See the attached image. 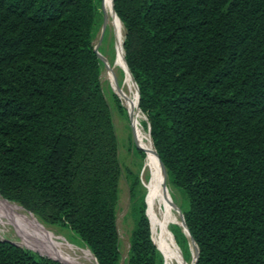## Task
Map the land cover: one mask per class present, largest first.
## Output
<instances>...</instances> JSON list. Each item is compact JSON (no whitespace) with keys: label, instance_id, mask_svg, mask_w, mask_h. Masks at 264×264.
Returning <instances> with one entry per match:
<instances>
[{"label":"trees","instance_id":"trees-1","mask_svg":"<svg viewBox=\"0 0 264 264\" xmlns=\"http://www.w3.org/2000/svg\"><path fill=\"white\" fill-rule=\"evenodd\" d=\"M100 5L0 0V195L71 230L98 264H120L111 101L125 108L101 81ZM113 5L135 104L167 182L183 194L196 264H264V0ZM134 189L126 264H163L146 192ZM168 224L188 259L187 235ZM0 264L64 263L0 240Z\"/></svg>","mask_w":264,"mask_h":264},{"label":"bare ground","instance_id":"bare-ground-1","mask_svg":"<svg viewBox=\"0 0 264 264\" xmlns=\"http://www.w3.org/2000/svg\"><path fill=\"white\" fill-rule=\"evenodd\" d=\"M103 6L105 23L110 20L117 34L118 51L116 64L120 68L123 65L125 74L124 84L127 90L120 88L115 84L111 71L108 73V78L112 83V88L122 98L125 107L131 114L136 130L137 142L146 152L145 160L140 172V178L149 191L147 213L150 218L152 236L163 252L165 264H185L174 237L167 226L165 215L166 212H168L180 224L183 223L182 216L168 207V189L163 184L160 171L155 164V151L150 135L142 126L141 116L136 111L134 100L135 85L123 62L122 24L111 10V0H103ZM100 39L101 37L95 41L96 43L94 42V46L98 47ZM105 61L107 66V60ZM148 172L153 173L155 176V181L152 184L147 183L146 175ZM180 227L187 235L189 244H191L192 257L189 264H193L197 253L196 246L192 244L193 242L190 243V241L193 240L185 232L184 225L183 227ZM6 229H12L14 231L15 235L20 239V244L45 256L60 259L67 264H97L92 252L87 247L69 242L62 236L50 232V230H48L30 211L26 210L23 206L8 201L0 196V234H3ZM55 237L60 240H57Z\"/></svg>","mask_w":264,"mask_h":264},{"label":"rangeland","instance_id":"rangeland-1","mask_svg":"<svg viewBox=\"0 0 264 264\" xmlns=\"http://www.w3.org/2000/svg\"><path fill=\"white\" fill-rule=\"evenodd\" d=\"M103 8H104L103 0H101L100 11L102 14V23H101V26H100V29H99L97 35L94 38V42L97 39H99V37H101L100 43L97 47V51L102 56L105 57V60H107V66L105 64L106 62H104L102 60L104 67H103L102 73H101V81H102V85H103V88L105 90V93L111 101L110 92L111 91L114 92L115 90L112 88L113 87L112 83L110 82V80L108 78V73L110 71L112 72L115 84L120 88H124L125 90H127V88L125 87V84H124L125 74H124V70H123V65L120 68L116 64L117 51H118L117 34H116V31H115L110 20L105 24V28L102 32L103 23L105 21ZM124 32L125 31H124V28L122 26V36L123 37H124ZM100 34H101V36H100ZM116 95L118 96L121 104L125 108V111L121 112L114 106L113 101H111L113 122H114L115 132H116L117 139H118V158H119L121 171H122V174H121V177L119 180V185H118L119 186L118 187L119 192H118V200H117V205H116V225H117L119 244H120V252H121L120 264H126V257H127L128 248H129V235H130V231L132 228V220L128 214L130 198L132 196L131 194L133 193L134 187H135L134 190H136V191H138V190L143 191V189H144V191L146 192L145 198H147V211H146V213H147L148 212V205H149V191H148L145 183L140 178V172H141L144 160H145L146 152H144L145 151L144 148L137 142L136 130H135V126H134V122H133V119L131 117V114L128 112L127 108L125 107L124 101L122 100V98L118 94H116ZM136 111L141 116L142 126L148 132V123H147L146 116L137 107H136ZM134 146H136L138 149L142 148L143 150L142 149L141 150L144 152V156H141L140 153H138L135 150ZM154 161H155V164L157 165V167L160 171L163 184L168 189V196H167V203L169 205L168 207L171 210L178 212L182 216V209L184 207L183 194L181 193V191L179 189H177L176 187L172 186L171 184H169L167 182L165 173L161 169V165L158 162V160L156 159V155H155ZM146 178H147L148 184H152L155 181V176L151 172H148V174L146 175ZM135 179L138 180V183H137L138 185L133 184V185H135V186H133L132 183H134ZM137 180H135V181L137 182ZM147 215H148V213H147ZM165 216H166V223H167L168 228H169V224H168L169 221H172L173 223L183 227V223L180 224L168 212H166ZM148 218H149V216H148ZM149 220H150V218H149ZM43 225L48 230H50V232H53L54 234H56L58 236L59 235L62 236L65 240H67L69 242H72L74 244H78V245L82 246L81 242L78 240V238L68 228L61 227L58 225L57 226L56 225H53V226L52 225H46V224H43ZM169 230H170V228H169ZM0 240H10L13 243L17 242L16 244L20 245L21 247H25L22 244H20V242H19L20 239L15 235V233L12 229L4 230L3 234H0ZM57 240H60V239H57ZM174 240H175V238H174ZM191 242H193V241H190V243ZM192 244L195 245L194 242ZM189 245H190V251H189L188 259H186V258H184L182 250L180 249V247L177 244L178 249L181 253V256H182L185 264H189L191 262V257H192V255H191V244H189ZM159 249H160V247H159ZM162 256L164 259L163 264H165V258H164L163 252H162Z\"/></svg>","mask_w":264,"mask_h":264},{"label":"water","instance_id":"water-1","mask_svg":"<svg viewBox=\"0 0 264 264\" xmlns=\"http://www.w3.org/2000/svg\"><path fill=\"white\" fill-rule=\"evenodd\" d=\"M111 10H112V12H113V14L118 18V16L116 15V13H115V11H114V5H113V0H111ZM104 18H105V14H104ZM119 19V18H118ZM120 21V20H119ZM121 23V22H120ZM105 21H104V23H103V27H102V30H104V27H105ZM103 32V31H102ZM94 50L96 51V53H97V55L104 61V62H106L105 61V57L104 56H102L98 51H97V47L96 46H94ZM122 51H123V62H124V65H125V67H126V70L128 71V73H129V75H130V78H131V80H132V82L134 83V85H135V87H136V93H137V101H138V98H139V92H138V87H137V85H136V83H135V81H134V78H133V76L131 75V73H130V71H129V69H128V67H127V65H126V62H125V58H124V49H123V40H122ZM106 64V63H105ZM116 93V92H115ZM117 94V93H116ZM150 132V126H149V124H148V133ZM149 135H150V133H149ZM151 138V137H150ZM151 142H152V139H151ZM153 144V143H152ZM155 154H156V156H157V158H158V155H157V153H156V151H155ZM158 160H159V158H158ZM160 162V161H159ZM160 165H161V163H160ZM161 169L164 171V168H163V166L161 165ZM146 211H147V207H146ZM147 214V213H146ZM182 219H183V216H182ZM149 222H150V220H149ZM183 225H184V228H185V232L190 236V234H189V231H188V229H187V227H186V225H185V222H184V219H183ZM150 228H151V224H150ZM151 235H152V231H151ZM191 237V236H190ZM153 239V238H152ZM191 239H192V237H191ZM193 240V239H192ZM5 241H9V242H12V241H10V240H5ZM153 242H154V240H153ZM193 242H194V240H193ZM13 243V242H12ZM14 244H16V243H14ZM194 244H195V246H196V249H197V253H196V257H195V260H194V262H193V264H196V260H197V257H198V247H197V245H196V243L194 242ZM17 245V244H16ZM18 246H20V245H18ZM157 247V246H156ZM27 248V247H26ZM29 249V248H28ZM32 250V249H31ZM34 251V250H33ZM36 252V251H35ZM37 253H39V252H37ZM40 255H43V254H41V253H39ZM43 256H45V255H43ZM94 256V255H93ZM46 257H48V258H51V257H49V256H46ZM95 258V257H94ZM51 259H53V260H56V261H60V262H62V263H64V264H67L66 262H64V261H62V260H60V259H57V258H51ZM96 260V259H95ZM97 263V262H96ZM98 264V263H97Z\"/></svg>","mask_w":264,"mask_h":264}]
</instances>
